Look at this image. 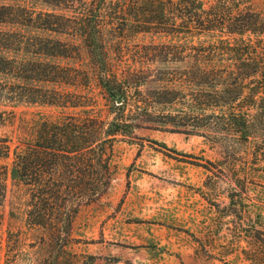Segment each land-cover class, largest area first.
Segmentation results:
<instances>
[{
  "label": "trees",
  "instance_id": "trees-1",
  "mask_svg": "<svg viewBox=\"0 0 264 264\" xmlns=\"http://www.w3.org/2000/svg\"><path fill=\"white\" fill-rule=\"evenodd\" d=\"M252 3L0 0V126L19 104L59 110L35 121L32 136L13 148L9 137L0 138V158L11 154L10 165H0V205L7 176L28 192L22 225L5 230L1 264H95L94 255L72 250L73 223L80 207L110 186L108 150L142 110L183 105L189 115L216 119L210 127L223 125L228 151L245 148L246 174L264 177V57H257L264 42L252 38L264 36V9ZM105 15L144 17L113 22ZM126 26L177 40L154 44L147 60L191 68L182 79L196 86L190 99H177V78L149 79V65L113 69L105 34ZM188 38L198 43L193 55L184 53ZM91 81L103 92L106 118L88 94ZM149 84H157L151 99L127 94Z\"/></svg>",
  "mask_w": 264,
  "mask_h": 264
},
{
  "label": "rangeland",
  "instance_id": "rangeland-1",
  "mask_svg": "<svg viewBox=\"0 0 264 264\" xmlns=\"http://www.w3.org/2000/svg\"><path fill=\"white\" fill-rule=\"evenodd\" d=\"M252 1L256 10L264 9V0ZM117 16L144 17L105 15L104 19L115 22ZM136 29L126 26L105 34L113 69L149 65L153 69L149 79L177 78V99H190L196 86L182 79H188L191 68L180 62L147 60L154 44L177 40ZM252 38L264 42V36ZM196 41L188 38L184 53L193 55ZM257 57L261 60L264 55ZM90 84L88 94L97 99L106 118L103 92L93 81ZM156 85H141L140 92L132 86L127 94L151 99ZM117 100L112 104L121 103ZM10 109L14 116L0 126V138L9 137L12 148L32 136L35 121L59 113L54 107L33 104ZM187 111L183 105L175 110L156 106L142 110L139 120L133 116V126L108 150L110 186L97 200L83 204L75 217L74 252L94 255L95 264H264V177L246 174L250 167L244 160L245 148L236 145L228 151L223 125L211 128L216 119ZM10 162L11 154L0 158V165ZM27 196V188L7 176L0 205V264L5 230L22 225Z\"/></svg>",
  "mask_w": 264,
  "mask_h": 264
},
{
  "label": "water",
  "instance_id": "water-1",
  "mask_svg": "<svg viewBox=\"0 0 264 264\" xmlns=\"http://www.w3.org/2000/svg\"><path fill=\"white\" fill-rule=\"evenodd\" d=\"M117 101H119V100H117Z\"/></svg>",
  "mask_w": 264,
  "mask_h": 264
}]
</instances>
